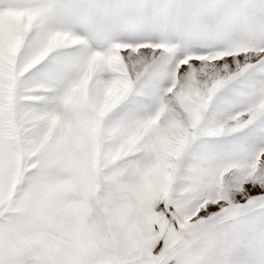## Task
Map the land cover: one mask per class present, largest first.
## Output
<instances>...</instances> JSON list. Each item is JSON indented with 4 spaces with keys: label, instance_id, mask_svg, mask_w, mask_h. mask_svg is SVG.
<instances>
[{
    "label": "snow or ice",
    "instance_id": "1",
    "mask_svg": "<svg viewBox=\"0 0 264 264\" xmlns=\"http://www.w3.org/2000/svg\"><path fill=\"white\" fill-rule=\"evenodd\" d=\"M0 264H264V0H0Z\"/></svg>",
    "mask_w": 264,
    "mask_h": 264
}]
</instances>
